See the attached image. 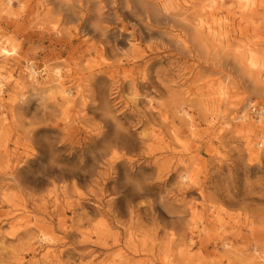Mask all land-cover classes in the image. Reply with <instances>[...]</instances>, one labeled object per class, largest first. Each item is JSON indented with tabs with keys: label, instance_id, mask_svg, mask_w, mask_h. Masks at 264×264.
Listing matches in <instances>:
<instances>
[{
	"label": "rangeland",
	"instance_id": "obj_1",
	"mask_svg": "<svg viewBox=\"0 0 264 264\" xmlns=\"http://www.w3.org/2000/svg\"><path fill=\"white\" fill-rule=\"evenodd\" d=\"M59 1L0 0V41L19 50L0 54L14 75L0 107V264H264V145L247 142L264 128L252 106L234 119L247 99L264 107V0L215 16L205 0H143L169 7L152 38L130 34L129 0ZM57 68L70 101L45 79Z\"/></svg>",
	"mask_w": 264,
	"mask_h": 264
},
{
	"label": "bare ground",
	"instance_id": "obj_2",
	"mask_svg": "<svg viewBox=\"0 0 264 264\" xmlns=\"http://www.w3.org/2000/svg\"><path fill=\"white\" fill-rule=\"evenodd\" d=\"M42 1V0H41ZM49 3H53L56 5H60L62 6V1L60 2L59 0H46ZM207 3L204 4V8L206 10V12L211 15V16H215L216 12L218 10H221V8L223 6H225L226 2L228 0H205ZM11 2V0H9V3ZM79 2H82V0H79ZM65 6L70 7V4L68 1H65ZM127 4L129 5V7H131L132 10L128 11L129 15H132V17L135 19V23H133V27L134 29L132 30V32H130L131 35H137L138 33H140V35H144V37H149L152 38L154 37L155 34L161 36L162 35V31L160 30V27L157 28V26L160 23H165L162 22L163 20H169V7L167 5H163L160 10L158 9V7L153 6L155 13L152 12V10L149 9V6L147 5V3L143 0H129L127 1ZM261 7V5H259L255 0H245L244 3L242 4V10L245 12H258L259 8ZM142 9V10H141ZM139 11H142L139 12ZM137 15H141L140 17H136ZM65 20L68 22L71 18L70 15H64ZM167 23V22H166ZM155 24V28H153V25ZM209 28H211V25L209 26ZM102 30V29H101ZM84 32H87L86 27L83 30ZM89 33V31L87 32ZM87 34L85 33V36ZM87 41V40H85ZM174 41L175 43L179 46L182 47L183 49L187 50L186 44H184V40H182V38H180L179 36H175L174 37ZM154 44V43H153ZM127 46L128 48L126 49V52L129 54V58H127V60L130 62L133 60H135L137 57V55H135V52H137V47L136 44H134L132 41H128L127 42ZM157 46V45H155ZM154 46L150 45L149 48L152 49ZM18 48L17 45L14 44L13 42L9 41V40H1L0 41V54L5 57L6 59H13L16 58V56L18 55ZM249 64L251 67L253 68H258L259 65V59L256 55H251L249 58ZM7 66H8V62L4 61V63H0V107L3 105V100L1 99V96L4 92V88L5 86L8 84V82L13 79V72H7ZM27 76L30 80V83H32V85L34 86L35 84L38 85V76H39V71H37L34 66L31 64L28 67V72H27ZM46 74L47 77H45V79L47 80V83H52L55 82L58 84V86L61 87L62 89V96L66 101H70V90L65 87V76L62 72V70L60 68L55 69L52 72V75L50 73H47L46 70ZM51 75L48 77V75ZM250 88L254 89V90H258V87H256L254 85V83H251L249 85ZM220 100H224L227 101L228 100V94L226 91H222L220 93L219 96ZM15 99L13 98L12 101H14ZM18 108V112L21 114H29L30 113V108L28 107V105H26L25 103H19V105H17ZM252 106V111L256 114V121L258 123L257 127H261L262 129L264 128V107L262 108H257L255 105L251 104V101H249L247 99V102L244 106V111L238 116L235 117L234 119H241L242 121H246V120H250L251 118L248 116V113L245 111L247 110L249 107ZM1 122L2 119H0ZM243 126H245L243 124ZM255 126V124H254ZM244 129V127L242 128ZM247 142H248V147H249V152L251 154H259V151L256 148H260V144L263 146L264 145V133L261 132L260 133V138L261 141H259L258 144H254L252 142V140L249 137V133L247 134ZM124 135L118 134L117 136L114 137V139L120 141V142H125V138L123 137ZM256 147V148H255ZM193 180V175H191L190 171L188 169H186V171L184 173H182L180 175V181L184 182ZM39 238L44 241L45 243L48 244V251L45 253V256L47 254H51L52 252V246H54L55 244V240L54 237L52 236V234L47 230V228H42L40 230V234H39ZM192 240V239H191ZM255 251H257L255 249ZM259 258L264 260V254L258 256Z\"/></svg>",
	"mask_w": 264,
	"mask_h": 264
}]
</instances>
